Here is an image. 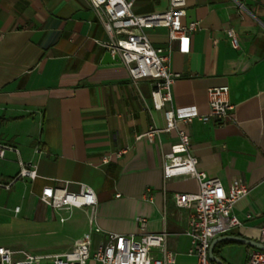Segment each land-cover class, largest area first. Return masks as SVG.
<instances>
[{"label":"crops","instance_id":"0c3cea01","mask_svg":"<svg viewBox=\"0 0 264 264\" xmlns=\"http://www.w3.org/2000/svg\"><path fill=\"white\" fill-rule=\"evenodd\" d=\"M168 6L169 0H133L132 10L160 13ZM185 11L183 23L197 21L198 29L188 53L170 43V69L179 73L171 85L173 108L206 114L208 88L217 86L228 87L234 108L223 123L192 120L177 126L189 134L199 170L224 187L233 178L249 187L233 207L241 224L223 235L258 241L264 225V0H186ZM145 34L154 46L169 44L166 27ZM107 39L88 0H0V141L18 147L38 173L34 180L0 188V247L18 260L24 253L68 251L88 231L91 250L107 233L138 237L165 231L176 264H195L184 233L190 209L176 207L173 194L196 193L198 183L181 177L164 181L162 155L176 142V131L160 133L152 143L142 135L150 124L163 126V114L151 107L149 80L134 83L122 63L102 62L101 42ZM120 149L125 152L117 157ZM102 156L109 160L102 163ZM17 171L8 152L0 160V181ZM79 183L95 192L94 225L100 232L91 229L86 208L55 209L39 199L45 185L75 191ZM136 217L145 219L144 229ZM39 235L54 241L25 243ZM249 248L234 241L214 247L226 264H245Z\"/></svg>","mask_w":264,"mask_h":264},{"label":"built area","instance_id":"2783aa9c","mask_svg":"<svg viewBox=\"0 0 264 264\" xmlns=\"http://www.w3.org/2000/svg\"><path fill=\"white\" fill-rule=\"evenodd\" d=\"M97 13L108 39L101 45L111 56L118 55L135 83L140 79L150 81L151 107L162 112L164 125L150 124L142 135L149 143L155 141L160 133L176 131L177 140L168 152L162 155V175L164 181L174 178H193L198 183V192H175L173 201L176 207L190 209L184 233L189 238L188 254L196 259L195 264H214L208 257V249L213 238L223 235L241 224L233 213L234 204L249 192V187L239 178H233L224 187L217 177L208 176L197 168V159L191 152L189 134L177 126L179 121H208L214 119L223 123L230 118L234 106L228 100V87L208 88L209 111L199 114L195 111L182 112L172 106L171 85L179 76L170 69V43L176 42L180 53L190 51V38L198 29L197 21L183 23L186 14V0H169L168 9L160 13L136 14L132 10L133 0H88ZM163 26L168 29L169 44L166 47L151 44L145 30ZM234 47L237 37L232 29L227 30ZM141 136V135H140ZM10 152L15 156L17 173L0 188L8 189L17 179L34 180L37 166L24 161L18 147L0 141V160ZM41 153V151H37ZM125 149L116 151L119 157ZM109 160L102 156L101 162ZM39 199L55 209L73 207L88 210V223L96 232L101 229L94 225L96 219L97 197L94 190L85 183H79L75 191L65 185H45ZM19 207H15L17 211ZM246 217H250L247 214ZM140 228L144 229L145 219L136 217ZM167 233H144L138 237L118 233H107L106 241L94 250L90 249V232L77 239L71 249L60 254L33 255L24 253L23 258H12L13 251L0 247V264H86L94 259L101 264H176V254L167 246ZM258 241L264 243V225L259 228ZM157 251L158 257L155 256ZM245 264H264V251L249 248Z\"/></svg>","mask_w":264,"mask_h":264},{"label":"water","instance_id":"95a60500","mask_svg":"<svg viewBox=\"0 0 264 264\" xmlns=\"http://www.w3.org/2000/svg\"><path fill=\"white\" fill-rule=\"evenodd\" d=\"M102 62L103 63H115V62H120V60L117 54L111 56L110 53L106 51L103 55ZM222 241H234V242L244 244L248 247L256 248V249L264 251V243H261L259 241L252 240V239H246L239 235H220L212 239L209 249H208V257L214 264H226L220 257L214 255L213 253V249L215 245Z\"/></svg>","mask_w":264,"mask_h":264},{"label":"rangeland","instance_id":"374dc122","mask_svg":"<svg viewBox=\"0 0 264 264\" xmlns=\"http://www.w3.org/2000/svg\"><path fill=\"white\" fill-rule=\"evenodd\" d=\"M52 241H54L53 238H51L50 236H46V235H39V236H34V237H26L25 239V243L27 245H29V247H37L38 245H48L49 243H51ZM38 249H36L34 252L39 253L41 251H37Z\"/></svg>","mask_w":264,"mask_h":264},{"label":"trees","instance_id":"16d2710c","mask_svg":"<svg viewBox=\"0 0 264 264\" xmlns=\"http://www.w3.org/2000/svg\"><path fill=\"white\" fill-rule=\"evenodd\" d=\"M230 241H222L220 242L221 244H225V243H229ZM213 253L214 255L218 256L219 257V252H218V249H213Z\"/></svg>","mask_w":264,"mask_h":264}]
</instances>
